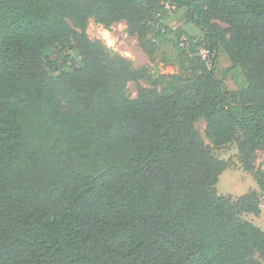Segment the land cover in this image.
Segmentation results:
<instances>
[{"label": "trees", "instance_id": "trees-1", "mask_svg": "<svg viewBox=\"0 0 264 264\" xmlns=\"http://www.w3.org/2000/svg\"><path fill=\"white\" fill-rule=\"evenodd\" d=\"M166 4L201 38L160 23ZM88 17L124 21L147 52L155 28L182 38L191 88L113 97V71L66 20ZM57 45L80 65L56 70ZM219 45L237 92L216 74ZM199 120L215 146L237 141L264 193L251 163L264 150V0H0V264H264V228L242 217L260 198L217 194L225 163Z\"/></svg>", "mask_w": 264, "mask_h": 264}, {"label": "rangeland", "instance_id": "rangeland-1", "mask_svg": "<svg viewBox=\"0 0 264 264\" xmlns=\"http://www.w3.org/2000/svg\"><path fill=\"white\" fill-rule=\"evenodd\" d=\"M58 1L65 7L70 4V0ZM160 12V23L174 30L181 28L188 31L194 35L193 40L201 38L200 29L187 22L184 9L166 4L165 9ZM66 20L78 33L83 34L95 45L103 63L113 71L110 77L113 97H136L138 88L147 89V92L154 96L177 88H191V64L182 54V38L155 28L147 35L154 49L147 52L137 37L127 32L124 21L105 27L91 17L76 24L70 18ZM211 23L221 35L228 36L224 23L217 20H212ZM200 53L207 58L202 49ZM48 55L51 62L55 63L56 70L64 66L72 68L81 63L77 50L69 51L61 45L53 47ZM67 55L71 57L70 64L64 61V56ZM217 55L214 65L223 89L229 93L237 92L235 81L229 75L222 74L223 70L231 66V61L221 45L218 47ZM205 61L209 64V60ZM196 127L212 154L225 163V168L218 175L214 186L217 194L236 199L248 192H255L260 198L258 213H245L242 217L255 226L264 228V193L252 174L244 168L237 141L217 147L206 134L203 120L197 121ZM251 163L253 172L264 176V150L257 151Z\"/></svg>", "mask_w": 264, "mask_h": 264}, {"label": "built area", "instance_id": "built-area-1", "mask_svg": "<svg viewBox=\"0 0 264 264\" xmlns=\"http://www.w3.org/2000/svg\"><path fill=\"white\" fill-rule=\"evenodd\" d=\"M203 51V50H202ZM204 52V51H203ZM205 53V52H204ZM206 55V54H205Z\"/></svg>", "mask_w": 264, "mask_h": 264}]
</instances>
